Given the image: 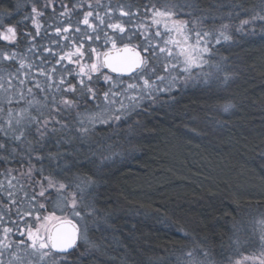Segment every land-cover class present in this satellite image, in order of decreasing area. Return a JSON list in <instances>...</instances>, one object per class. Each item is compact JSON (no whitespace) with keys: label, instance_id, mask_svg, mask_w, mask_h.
Segmentation results:
<instances>
[{"label":"trees","instance_id":"trees-1","mask_svg":"<svg viewBox=\"0 0 264 264\" xmlns=\"http://www.w3.org/2000/svg\"><path fill=\"white\" fill-rule=\"evenodd\" d=\"M80 1L52 0L54 8L44 9L41 34L31 45L32 62L39 65L38 57H48V67L55 65V59L44 52L51 42L44 40L57 37L55 26L67 19L60 17L64 11L61 4L71 8ZM112 1L137 8L140 13L145 5L164 3ZM17 2L0 0V13L14 11ZM32 2L28 0L23 11L11 18L0 17L5 27L30 14ZM194 2L198 5L194 19L203 17L198 23L203 29L212 31L228 24L227 34L231 36L210 44L213 60L203 68H207L204 81L188 83L195 90L180 87L154 103H144L120 122L96 126L80 151L58 161L64 170H56V179L67 184V190L76 191L89 225L88 242L80 241L64 257L65 264H187L186 253L191 250L196 259H203V248L210 250L216 264H225L240 252H247L239 249L242 242L250 234L257 235L258 222L264 220V21L255 20L243 30L237 29L242 20L264 12V2ZM44 3L38 0L37 6ZM209 8L218 11L212 15L206 12ZM25 31L35 34L31 20L20 25L19 35ZM23 44L27 50L28 39L16 45ZM238 45L245 62L243 73L227 68L226 54ZM170 99L175 103L167 107L164 102ZM228 102L235 107L225 113L221 106ZM56 151L52 141L42 155ZM60 151L71 148L65 145ZM8 165L21 167L17 161ZM33 165L36 180H41V167L45 174L54 168L47 159L33 160ZM3 166L0 163V171ZM17 188L16 199L21 203L27 191L29 198L25 200L30 203L32 192L20 190L19 184ZM35 216L25 218L33 225ZM185 232L188 238H184ZM92 233L100 238L92 240Z\"/></svg>","mask_w":264,"mask_h":264},{"label":"snow or ice","instance_id":"snow-or-ice-1","mask_svg":"<svg viewBox=\"0 0 264 264\" xmlns=\"http://www.w3.org/2000/svg\"><path fill=\"white\" fill-rule=\"evenodd\" d=\"M37 2L38 0H33L31 13L15 24L5 27V21L0 19V41L13 46L22 39H28L27 50L32 52L31 45L35 42V37L40 36L43 28L40 18L45 15L44 9L50 6L54 8L52 0H45L43 7H38ZM27 3L28 0H18L14 11L5 10L0 13V17L11 18L14 14H19ZM61 7L64 11L60 13V17L67 18L66 26L60 27L57 24L55 34L65 43L61 47L59 40L53 41L60 51L56 52L48 46L44 48V52L55 59L56 65L67 61L68 64L75 65L74 68L64 67L59 71L57 79L58 69L52 66L49 70L48 57H38L39 65L34 62L25 64L21 58L19 67L12 70L11 62H15L20 54L4 48L0 55V63L4 64L0 67V91L4 93L0 98V163L8 165L11 161H17L21 165L20 169L7 167L0 171V176L7 180V187L4 181L0 180V196L6 193L4 199H0V224L4 225L0 228V264H4V257L9 253L11 260L8 264H49V261L51 264H65L64 257L77 245L79 237L86 236V231L67 220L61 221L59 226L51 224V221L57 219L54 215H39V210L44 209L45 204L40 203L39 208L36 207L38 199L46 198L51 194L50 190L62 194L69 187L56 179V170H64L58 161L64 160L72 152L81 150L94 124L110 126L113 122H120L140 107L142 101L155 102L157 92H171L181 81L187 86L192 79L191 69L205 63L204 54L209 51L205 41L211 35L210 31L189 29L190 21L175 18L181 12L190 17L195 16L198 5L194 0H164L162 6L155 3L151 6L145 5V14L150 13L147 18L150 19L151 25L156 26L154 35L150 25L141 23L134 31L127 27L138 15V12L131 10V6H117L119 16L127 17V20H119L115 18V8L110 4L103 5L97 0L95 9L89 3V10L83 12V18L75 21L72 16L78 15L77 8L84 7L83 0L79 4H73L71 8L66 4H61ZM232 7L235 8L236 5ZM114 19L116 22H113ZM202 19L203 17H200L195 22L199 23ZM27 20H31L36 29L35 34L25 31L23 36H20V25ZM255 20L264 21V12L242 20L237 31L243 30L244 26ZM80 25L85 27L82 29ZM106 29H110L111 34ZM44 30L47 32V29ZM228 30V24L221 25L219 29V35L225 41L231 39L227 34ZM193 34L196 38L195 45L191 43ZM165 36L168 38L165 39ZM134 39L139 43L132 46ZM101 40L104 41L105 47L110 42L111 49L101 52L97 47H91V43ZM86 42H89L88 46ZM219 42L218 39L217 43ZM118 43L122 44V47H118ZM65 48L68 50L64 51ZM105 68L110 73L128 75L129 80L126 82L114 78L102 71ZM161 71L164 75L160 74ZM173 72L176 74L172 75ZM39 77H43V81ZM101 77L107 86L103 92L97 86ZM165 81H168L167 87H159ZM34 89L39 90L42 99H37ZM21 102H24L25 106L21 107ZM13 104L16 107H12ZM234 107V104L228 102L221 106V111L227 113ZM32 109H35V112ZM73 111L76 113L75 117ZM52 141L55 142L56 153L49 152L47 157L43 156V149ZM65 145L71 148V151L61 152L60 148ZM261 155L264 156V153ZM44 159L49 160L50 165L54 163V168L45 174V169L41 167V180L37 182L33 160L43 162ZM18 184L20 190L26 187L33 190L30 197L32 210L24 211L23 214L19 207L20 202L16 199ZM37 187L40 188L39 192H36ZM28 198L29 194L25 191V199ZM78 202L77 193H73L71 207L74 214L80 217ZM13 208L18 219H6L10 217ZM33 210L37 212V223L29 225L25 217L31 216ZM20 221H25L24 227L14 229L8 226L16 225ZM260 223L264 224V220ZM183 236L188 238L186 232ZM261 239L264 241V236ZM186 255L189 257L187 264H216L207 248L201 249L203 259H196L191 250ZM248 259L255 262L257 257H245V260ZM236 264L241 262L236 261ZM259 264H264V259H260Z\"/></svg>","mask_w":264,"mask_h":264},{"label":"rangeland","instance_id":"rangeland-1","mask_svg":"<svg viewBox=\"0 0 264 264\" xmlns=\"http://www.w3.org/2000/svg\"><path fill=\"white\" fill-rule=\"evenodd\" d=\"M83 3H84V7L82 9L81 8H77V10H76V12L78 13V15L77 14H74L72 16V20L73 21H75L76 19H82L83 18V12L89 10L88 9V4L89 3L92 4L93 5V8L95 9L96 4H97V0H86V1L83 0ZM100 3L103 4V5H109L110 4L113 8H115L116 9V11H115V18L116 19H119V20H127V17L121 18L119 16V9H118L117 6L118 5H122L120 3V1L100 0ZM123 6H125V5H123ZM125 7L127 8V6H125ZM136 9L137 8H131V10L133 12H138V15L134 18L133 22L130 25H127V27L131 28L134 31L137 27H139V25L141 23H143L144 25H150L151 28H152V34L154 35L155 34V30H156V26L155 25H151L150 19L147 18V16H150V13H148V14H145V12L140 13ZM217 11H218V8H209V10L206 11V12H208V13H210V14L213 15ZM175 18L176 19L190 21V23H189V29L195 28L196 30L210 31V30H207V29H203L202 26H200V24L196 23L195 21H197V19H194V16L193 17H190L188 15H185L183 12H181ZM116 19H114L113 22H116ZM66 20L67 19H64V22L62 23V25H60V27L66 26ZM80 27L83 29L85 26H80ZM219 29H220V27H218L217 29H212V31H210L211 32V35L205 41V43L207 44V46L209 48V51L206 54H204V60L206 62L203 63L200 67H194V68L191 69L192 79L189 81V83L190 82H195V81L203 82L204 79L206 78L205 76H206L207 68L204 69V70H203V68H204L205 64H208V62H211V60H213L212 59V56H213L212 49H213V47L210 44H214V42H217L218 39L219 40H223V38L219 35ZM106 30L109 32V34H111V30L110 29H106ZM161 31H163V25H161ZM212 34H214V35H212ZM172 35L175 38V34L173 33ZM167 38L168 37L165 36V39H167ZM180 39H182V37H180ZM57 40H59L60 46L63 47L65 41L62 42L59 37L52 36L50 38L45 39L44 42H46V41L48 43L51 42L50 43V46L53 48V50L56 51V52H59L60 51V48H58L56 46V44L53 43V41H57ZM0 42H2V41H0ZM2 43L0 44V55H2V50L4 48H7L9 51H17L20 54L17 57V60L15 62H11V68H12V70H15V68L19 67V63H20L21 58H23V61H24L25 64H27L29 62H32V60H31L32 52H27L26 47H25L26 46L25 44H23V46L19 47L18 45H13V46L4 45V43H6V42H2ZM88 43L89 42H86V46H88ZM132 43L136 45L137 43H139V41L134 39L132 41ZM191 43L193 45H195V43H196V38H195V35L194 34L192 35ZM161 46H163L162 42H161ZM91 47H97L102 52L103 50H106V49L110 48L111 47V43L109 42L107 44V46L105 47L104 46V41L101 40L99 42L91 43ZM241 47L242 46H240V45L235 46V47H232V48H230V50L226 54L227 57H228V58L226 57L227 68H230V70L232 69V72L233 73L234 72H238V73L242 72L243 73V70L246 69L245 68L244 59L241 56ZM67 50H68L67 48L64 49V51H67ZM174 51H178V49H174ZM160 62H161V64H163V62H164L163 59H161ZM34 63L37 64V62H35V61H34ZM63 64H66V67L67 68H74L75 67L74 65L68 64L67 61H64ZM3 66H4V64L3 63H0V67H3ZM52 66L57 67V69H58L57 78H59V71H62V69H63L62 66L61 65H58L57 66L56 64L54 65V63H53L51 66L48 67L49 70L51 69ZM34 71L35 70H33V73H34ZM105 73H107V72H105ZM194 73L196 75H192ZM212 73H215V71L212 72ZM160 74L161 75H164V73L162 71H161ZM175 74H176L175 72L172 73V75H175ZM230 76H232V75L230 74ZM112 77L117 78V79H123L126 82L129 80V77H122V76H117V77L116 76H112ZM227 77H228V74H227ZM99 82H100L101 85H100V87L98 85L97 86L100 88L101 92H103L104 90H106V87L107 86L104 85V82H103V78L102 77H101V79H100ZM167 84H168V81H165L164 83H161L159 85V87L166 88L167 87ZM29 86H31L30 83H29ZM180 87L183 90H186L187 88H189L190 90H195V89H193L194 87L185 86L183 84V82L181 81L180 84L177 87H173V89L171 90V92L179 89ZM34 91L37 94V99H42V95L39 93V90H35L34 89ZM171 92H168V91H165V92H157L156 93V97L157 98L158 97H164L165 95H168ZM3 95H4V93L2 91H0V98H2ZM29 98H31V97H29ZM148 102L154 103L151 100H144V101L141 102V105L144 104V103H148ZM172 102L175 103V101H173L172 99H170V100L165 101L164 104H166L167 107H170L172 105ZM11 106L12 107H16L15 104H13ZM20 106L21 107L25 106L24 105V102H21V105ZM32 111L35 112V109H32ZM81 111H83V109H81ZM74 114L76 115L75 111H74ZM99 125H105V124H100V123L94 124L92 126V131L94 130V128L96 126H99ZM86 145H88V143ZM85 150H88V147H85ZM7 167H12V168L20 169L18 167H13V166H9V165H6L5 168H7ZM0 180H3L4 181V184H5V187H7V180L5 179V177L0 176ZM39 181L40 180H37V182H39ZM45 186H46V184H45ZM26 188L29 190V192L30 191L31 192L33 191L31 187H26ZM18 189L19 188H17V192H18ZM39 191H40V188L37 187L36 188V192H39ZM50 193L51 194L48 195L46 198H39L38 201L36 202V207L37 208H39V204L40 203H44L45 204V208L39 210V215L41 217L54 215L55 218H62V217H71V218H73L80 225V229L82 231H86V236H81V240L80 241L88 242V235H87V233H88L89 225L87 224V212L85 211V209L82 208L81 203L78 202V204H77V210L81 212V216L80 217H77L74 214L73 209L71 207L72 199H73V193H76V191L75 190H66L62 194H58L55 190H50ZM26 201L27 200L24 199V200H22L21 203H19V207L21 209V214H23L24 211L32 210V203L31 202L28 203ZM13 212L14 213L10 214V217H6V219L17 220L18 218H17V214H16L15 208H13ZM34 212L37 215V212L35 210L32 211V213H34ZM34 216L35 215L32 214V217H34ZM35 218H36V216H35ZM25 221H28V220L25 218ZM25 221H20L16 225L9 224L8 226L13 227L14 229L16 227H24L25 226ZM53 221H51L50 223H52ZM260 221L261 220H259L258 225L259 226H262V227H259L258 226V228H257V235L256 234H250L249 237L247 238V240L244 241V242H242V245H241L242 247L239 248V249H243V248L248 249L247 252H240L237 257L231 258L230 261L226 262L225 264H236V261H240L241 264H259L260 259H264V255H262V253H264V241H262V239H261V237L264 236V224H261ZM36 223H37L36 222V219H34V224L33 225H35ZM27 224L31 225L30 222L27 223ZM91 237H92V240L94 238H96V237L100 238L98 235H96L94 233L91 234ZM104 246H106V245L104 244ZM254 248H256V249L255 250H252ZM13 250H15V249H13ZM245 257H257V259H256L255 262H253V260H251V259L245 260ZM9 260H11V254L10 253L7 254L4 257V264H8ZM49 264H51V261H49Z\"/></svg>","mask_w":264,"mask_h":264},{"label":"water","instance_id":"water-1","mask_svg":"<svg viewBox=\"0 0 264 264\" xmlns=\"http://www.w3.org/2000/svg\"><path fill=\"white\" fill-rule=\"evenodd\" d=\"M104 70H105L108 74H110L111 76H116V77H117V76L129 77L128 75H121V74H117V73H110V71H109L107 68H105ZM65 220H67V221H71V224H75V225H77L78 228H80V226H79V224L77 223V221L74 220L73 218H70V217L57 218V219H55L51 224H56L57 226H59V223H60L61 221H65ZM66 226L70 227V225H66ZM80 240H81V237L78 238V240H77V245H76L73 249H71L70 252H72L73 250H75V249L78 247V245H79V243H80ZM70 252H69V253H70Z\"/></svg>","mask_w":264,"mask_h":264},{"label":"flooded vegetation","instance_id":"flooded-vegetation-1","mask_svg":"<svg viewBox=\"0 0 264 264\" xmlns=\"http://www.w3.org/2000/svg\"><path fill=\"white\" fill-rule=\"evenodd\" d=\"M132 46H134L133 43H132ZM111 47H112V46H111ZM111 47L108 48V49H106L105 51H108L109 49H111ZM118 47H122V44H119V43H118ZM105 51H104V52H105ZM142 54H143V53H142ZM103 71L106 72L104 69H103ZM5 167H6V166L4 165L2 168L4 169Z\"/></svg>","mask_w":264,"mask_h":264}]
</instances>
